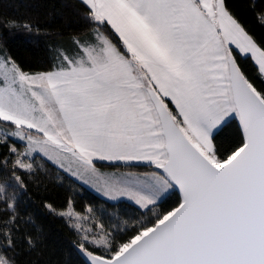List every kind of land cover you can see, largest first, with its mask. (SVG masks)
<instances>
[{"label": "snow or ice", "instance_id": "6c2138e0", "mask_svg": "<svg viewBox=\"0 0 264 264\" xmlns=\"http://www.w3.org/2000/svg\"><path fill=\"white\" fill-rule=\"evenodd\" d=\"M78 3L88 29L47 70L0 52V264L37 247L18 208L24 174L45 167L37 156L147 217L118 238L91 207L45 203L77 232L87 264H264V88L238 60L264 79V44L226 0ZM232 120L238 140L222 154L216 137ZM173 190L179 200L160 211Z\"/></svg>", "mask_w": 264, "mask_h": 264}, {"label": "trees", "instance_id": "16d2710c", "mask_svg": "<svg viewBox=\"0 0 264 264\" xmlns=\"http://www.w3.org/2000/svg\"><path fill=\"white\" fill-rule=\"evenodd\" d=\"M226 4L250 34L264 44V27L260 26L256 15L264 10V0H226ZM8 20L20 26L6 27L4 22ZM24 24L31 25L32 30H26ZM87 29L78 0H0V52H6L25 71L47 70L53 63L55 49H70L73 35L84 33ZM238 60L255 86L264 88V79L258 76L254 63L243 57H238ZM238 127V122L232 120L217 135L216 144L222 154L235 146ZM6 152V148L0 147V155ZM36 162L37 166L43 163L45 167L32 176L24 174L26 189L18 193V208L24 221L31 218L34 222L22 224L21 232L31 233L39 239L34 250L29 251L24 246L18 248V264H87L76 249L79 240L77 232L64 219L50 214L44 207L45 203L63 209L71 199L75 210L84 215H88L86 209L91 207L97 222L116 230L118 238H126L131 233L132 223L146 221L147 217L141 215L142 210H138L137 206L126 201L109 202L46 159L37 156ZM99 166L114 169L109 165ZM133 170L147 169L141 165ZM178 200L179 193L173 190L160 202L159 210L170 209Z\"/></svg>", "mask_w": 264, "mask_h": 264}, {"label": "crops", "instance_id": "0c3cea01", "mask_svg": "<svg viewBox=\"0 0 264 264\" xmlns=\"http://www.w3.org/2000/svg\"><path fill=\"white\" fill-rule=\"evenodd\" d=\"M39 157H41V156H39ZM43 158V157H42ZM44 159H46V158H44ZM47 160V159H46ZM48 161V160H47ZM49 162H51V161H49ZM52 163V162H51ZM53 164V163H52ZM108 165L107 163H103V162H98V166L99 165ZM54 166H56L55 164H53ZM145 166V165H144ZM57 168H58V166H56ZM100 167V166H99ZM58 169H60V168H58ZM61 171H63L64 173H66L68 176H70L71 178H73L75 181H77L78 183H80L81 185H83L84 187H86L87 189H89V190H91L92 192H94L95 194H97V195H99L101 198H103V199H105V200H107V201H109V202H112V203H118V202H122V201H126V202H129V203H131V204H133V205H135L134 203H132L131 201H129V200H127V198H120L119 200H115V201H113V200H109V199H107L106 197H104L103 195H101L97 190H96V188L95 187H93V186H91V185H89V184H85L84 182H82L81 180H79L78 178H76V177H74L73 175H71L70 173H68V172H66V171H64V170H62V169H60ZM101 170L102 171H114L115 169H109V168H102L101 167ZM136 206V205H135Z\"/></svg>", "mask_w": 264, "mask_h": 264}, {"label": "rangeland", "instance_id": "374dc122", "mask_svg": "<svg viewBox=\"0 0 264 264\" xmlns=\"http://www.w3.org/2000/svg\"><path fill=\"white\" fill-rule=\"evenodd\" d=\"M84 227H86V228H90V227H92V226H91V223H90V222L85 221V222H84ZM97 231H99V229H97Z\"/></svg>", "mask_w": 264, "mask_h": 264}, {"label": "water", "instance_id": "95a60500", "mask_svg": "<svg viewBox=\"0 0 264 264\" xmlns=\"http://www.w3.org/2000/svg\"><path fill=\"white\" fill-rule=\"evenodd\" d=\"M175 191H177V190H175ZM177 192H178V191H177ZM76 249H77L79 255H80V256L84 259V261L87 263V261H86V257H84L83 254H81V253L79 252L78 248H76Z\"/></svg>", "mask_w": 264, "mask_h": 264}]
</instances>
